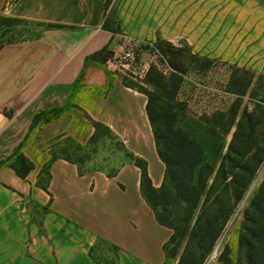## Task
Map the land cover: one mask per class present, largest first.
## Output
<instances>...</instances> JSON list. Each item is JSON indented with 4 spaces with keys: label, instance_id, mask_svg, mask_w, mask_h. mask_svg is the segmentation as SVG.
I'll return each instance as SVG.
<instances>
[{
    "label": "crops",
    "instance_id": "crops-1",
    "mask_svg": "<svg viewBox=\"0 0 264 264\" xmlns=\"http://www.w3.org/2000/svg\"><path fill=\"white\" fill-rule=\"evenodd\" d=\"M6 1L0 0V13ZM12 6L46 26L36 39L0 48V264H162L173 230L158 221L142 192V170L128 155L113 174L63 157L50 163L45 178L43 168L63 138L91 143L96 121L147 161L159 188L166 166L148 97L126 81L115 54L97 56L126 42L186 39L200 56L264 74V0H19ZM106 19L118 29L106 28ZM52 110L59 114L47 119ZM15 151L34 164L26 177L10 166Z\"/></svg>",
    "mask_w": 264,
    "mask_h": 264
},
{
    "label": "rangeland",
    "instance_id": "rangeland-1",
    "mask_svg": "<svg viewBox=\"0 0 264 264\" xmlns=\"http://www.w3.org/2000/svg\"><path fill=\"white\" fill-rule=\"evenodd\" d=\"M18 1L7 0L4 12L0 13L2 18L14 19L12 22L0 19V41H4L5 45L36 39L46 26L45 23L20 16L13 6L9 11L6 10L9 4L17 5ZM164 40L159 44L156 42L154 44L127 42L115 51V54L120 55L114 64L117 69H121L126 81L148 93L146 94L148 102L150 101L153 115L157 117L155 126L161 132H166L167 124L182 127L184 132L177 136L180 138L177 141L182 142L187 137L189 140L202 142L205 159L214 162L216 147L224 143L223 153L229 150L237 123L244 111H247L255 115L254 124L257 121L255 140L264 142V74L256 71L252 65L241 66L200 56L190 49L191 46L189 47L186 39H180L177 42ZM168 44L175 49H171ZM124 48L126 52H130L131 57L124 58ZM177 70L182 73H178ZM156 72L162 73L167 76L166 78L172 73L181 74L182 77L177 93L171 97L165 95L164 104L161 98H156L160 97L165 89L163 84L158 83L157 86L154 83L153 77L156 76ZM151 94H154L152 98H150ZM161 106H165V111H167L165 117H160ZM234 107L239 110L238 117L231 131L226 132L223 124L231 119ZM249 129L251 126L248 123L246 130ZM170 136V138H176L174 134ZM240 138L234 146V151L247 150L244 140ZM175 147L178 152L183 151L181 144L177 143ZM54 149L79 160L83 168L98 164L109 173L128 160L126 151L120 142L111 131L103 127L99 129L94 140L82 148L76 147L71 137H65ZM218 165L219 163L216 168ZM263 181L264 160L259 165L246 192L233 209L220 238L204 264H217L225 245H229L231 249L232 264H248L245 248L239 244V236L244 222V211L259 191ZM221 188L223 185L220 186ZM216 194L217 190L210 196L208 205L213 203ZM177 212L180 215L178 214L179 219L176 220V225L185 226L186 223L179 208H176L175 213ZM194 222L195 219L191 222L189 230ZM188 239L187 236L177 251V256L172 257L168 264H180V255ZM169 249H175L174 244L169 245Z\"/></svg>",
    "mask_w": 264,
    "mask_h": 264
},
{
    "label": "trees",
    "instance_id": "trees-1",
    "mask_svg": "<svg viewBox=\"0 0 264 264\" xmlns=\"http://www.w3.org/2000/svg\"><path fill=\"white\" fill-rule=\"evenodd\" d=\"M111 0H107V5ZM8 22H12L13 18H2ZM112 20L106 19L104 26L116 31L119 27L112 25ZM50 26H58V24H49ZM165 41L162 37H158L156 44ZM4 41H0V48L4 46ZM169 47L171 44H168ZM173 47V45H172ZM190 47V45H189ZM171 48V47H170ZM175 49V48H171ZM191 50L192 47H190ZM182 70V69H179ZM178 71V70H177ZM153 77L154 83L163 84L162 95L157 99H166V96H173L180 88L182 77L181 74L172 73L168 78L162 73L156 72ZM178 73H182L179 72ZM164 80V81H163ZM169 81V83H168ZM136 86V85H134ZM170 86V88H169ZM140 91L144 92L140 87L136 86ZM145 94H148L144 92ZM154 94H151L152 98ZM168 100H166L167 102ZM147 104L148 115L153 127L157 149L160 158L166 165L165 178L162 185L156 188L152 184V180L148 174L147 161L144 158L135 156L126 150L130 160L134 161L142 170L141 188L144 197L153 208L158 221L170 227L173 233L164 245L166 255L165 262L168 264L170 259L177 256V251L184 243V239H189L184 246V250L180 255V264H204L209 253L214 248L216 242L233 213V209L240 201L242 195L246 192L251 180L253 179L259 165L264 160V142L255 140L254 114L244 111L241 115L237 128L233 134L229 150L223 153L224 143H221L214 151V162L205 159L204 146L202 142L189 140L187 137L182 142H178L180 138L177 136L184 132V129L173 124H166L168 129L161 132L155 126L157 117L153 115L151 105ZM164 104V100L162 102ZM167 104V103H166ZM160 117H165L167 111L165 106H161ZM239 110L234 107L231 119L224 123L226 132L231 131L235 121L237 120ZM59 111L52 110L47 115L52 117L58 115ZM224 115V114H222ZM37 116L34 123L38 120ZM96 128L92 141L97 136L100 128L108 129L107 126L93 122ZM248 123L251 129L248 131ZM260 124V123H259ZM110 131V130H109ZM174 134L176 138H170ZM241 136V138H240ZM243 139L247 150L234 151V146L238 139ZM76 147L82 148L76 140L72 138ZM60 142V141H59ZM59 142L56 144L58 145ZM181 144L183 151L178 152L175 145ZM55 145V146H56ZM186 149V151H184ZM252 153V154H249ZM58 157H63L77 164H81L79 160L62 152L52 151L51 159L45 164L42 171V178L49 174L50 163ZM10 166L21 176L26 177L29 171L33 169V162L22 152L15 151L10 157ZM217 163H219L216 168ZM113 174V173H110ZM42 178L39 183L42 185ZM229 181V182H228ZM223 188L220 189V186ZM220 189V191H219ZM217 190L216 197L211 205H208L210 196ZM181 210L185 226L176 225ZM180 215V214H179ZM195 219L193 226L189 230L191 222ZM174 244L175 249H169V245ZM239 244L245 248V255L248 264H264V181L257 194L250 201L244 211V222L239 236ZM231 249L229 245H225L221 252L217 264H232Z\"/></svg>",
    "mask_w": 264,
    "mask_h": 264
},
{
    "label": "water",
    "instance_id": "water-1",
    "mask_svg": "<svg viewBox=\"0 0 264 264\" xmlns=\"http://www.w3.org/2000/svg\"><path fill=\"white\" fill-rule=\"evenodd\" d=\"M115 52L112 51V50H106L105 52L99 54L97 56V59L100 60V61H104L106 59H110L114 56Z\"/></svg>",
    "mask_w": 264,
    "mask_h": 264
},
{
    "label": "built area",
    "instance_id": "built-area-1",
    "mask_svg": "<svg viewBox=\"0 0 264 264\" xmlns=\"http://www.w3.org/2000/svg\"><path fill=\"white\" fill-rule=\"evenodd\" d=\"M11 7H12V5L9 4V6H8V8H7L6 10L9 11ZM126 43H127V42H126ZM128 43H129V42H128ZM124 44H125V43H124ZM133 44H134V43H133ZM122 46H123V45H122ZM122 46H121V47H122ZM123 52H124V54H125L124 58L131 57L130 52H126V49H125V48L123 49ZM124 54H123V55H124ZM119 55H120L119 53L115 54V56H114L115 60H117V57H118Z\"/></svg>",
    "mask_w": 264,
    "mask_h": 264
}]
</instances>
